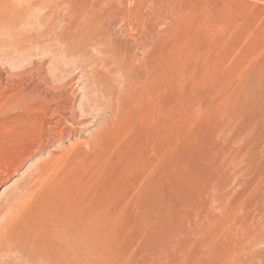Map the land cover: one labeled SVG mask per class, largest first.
I'll list each match as a JSON object with an SVG mask.
<instances>
[{"label": "rangeland", "instance_id": "1", "mask_svg": "<svg viewBox=\"0 0 264 264\" xmlns=\"http://www.w3.org/2000/svg\"><path fill=\"white\" fill-rule=\"evenodd\" d=\"M0 214V264H264V0H0Z\"/></svg>", "mask_w": 264, "mask_h": 264}, {"label": "bare ground", "instance_id": "2", "mask_svg": "<svg viewBox=\"0 0 264 264\" xmlns=\"http://www.w3.org/2000/svg\"><path fill=\"white\" fill-rule=\"evenodd\" d=\"M25 2V1H24ZM32 2V1H31ZM9 14V13H8ZM31 16V15H30ZM22 19V18H21ZM59 20V19H58ZM57 24V23H56ZM54 25V24H53ZM25 28H26V26H25ZM54 31V30H53ZM46 32V31H45ZM48 32V31H47ZM19 33H21V32H19ZM24 33V32H23ZM22 33V34H23ZM27 33H28V31H27ZM59 33V32H58ZM46 34H48V33H46ZM3 35V34H2ZM21 35V34H20ZM52 35V34H51ZM22 36V35H21ZM7 37V36H6ZM16 37V36H15ZM58 37V36H57ZM50 38H51V36H50ZM2 40H3V38H2ZM5 40H6V38H5ZM19 42V41H18ZM13 43V42H12ZM15 43V42H14ZM13 43V44H14ZM47 45V44H46ZM77 55V54H76ZM18 58V57H17ZM121 73V72H120ZM134 82V81H133ZM132 83V82H131ZM134 84V83H133ZM124 92V91H123ZM99 97H101V96H99ZM117 99V98H116ZM102 100V99H101ZM110 102V101H109ZM114 102V101H113ZM37 107V106H36ZM116 111V110H115ZM85 112V111H84ZM111 112V111H110ZM109 113V112H108ZM118 116V115H117ZM114 119V118H113ZM1 215V214H0ZM20 219V218H19ZM0 234H2V233H0ZM51 239V238H50ZM59 239V238H58ZM71 239V238H70ZM51 242H54V241H52L51 240ZM49 244H50V242H48ZM47 244V243H46ZM53 244V243H52ZM64 244V246L66 247V251H65V255L63 256V257H60V254H57V255H49L48 256V258L47 259H44L43 261H40L39 263H32V264H64V263H66V261L68 260V252H69V249H70V247H71V245H72V242H70V241H68L67 243H63ZM40 246V245H39ZM46 246V245H45ZM61 246V245H60ZM77 246V245H76ZM48 246H46V248H47ZM54 247V246H53ZM62 247V246H61ZM43 248H45V247H43ZM51 247H49V248H47V249H50ZM40 249V248H39ZM53 249V248H52ZM58 249V248H57ZM63 249V248H62ZM35 250V249H34ZM37 250H38V247H37ZM42 250V249H41ZM40 250V251H41ZM56 250V249H55ZM29 251V250H28ZM43 251V250H42ZM46 251V250H45ZM52 251V250H51ZM54 251V250H53ZM57 251V250H56ZM33 252V251H32ZM36 252V251H35ZM34 253V252H33ZM42 253V252H41ZM53 253V252H52ZM29 254V253H28ZM36 255L37 254H39V253H35ZM56 254V253H55ZM71 254V253H70ZM34 255V254H33ZM46 255V254H45ZM53 256V257H52ZM43 257H46V256H43ZM86 259V258H85ZM22 261V260H21ZM11 263V262H10ZM11 264H13V263H11ZM22 264H23V262H22Z\"/></svg>", "mask_w": 264, "mask_h": 264}]
</instances>
